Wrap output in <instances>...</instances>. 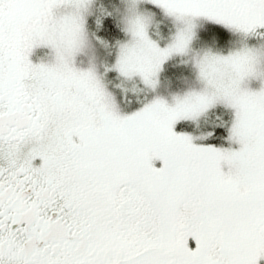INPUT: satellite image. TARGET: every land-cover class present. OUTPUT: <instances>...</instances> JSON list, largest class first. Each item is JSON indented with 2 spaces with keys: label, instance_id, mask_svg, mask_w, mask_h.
<instances>
[{
  "label": "snow or ice",
  "instance_id": "1",
  "mask_svg": "<svg viewBox=\"0 0 264 264\" xmlns=\"http://www.w3.org/2000/svg\"><path fill=\"white\" fill-rule=\"evenodd\" d=\"M0 264H264V0H0Z\"/></svg>",
  "mask_w": 264,
  "mask_h": 264
}]
</instances>
